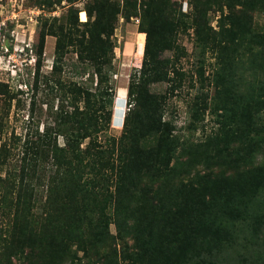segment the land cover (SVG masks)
Wrapping results in <instances>:
<instances>
[{
	"label": "trees",
	"instance_id": "16d2710c",
	"mask_svg": "<svg viewBox=\"0 0 264 264\" xmlns=\"http://www.w3.org/2000/svg\"><path fill=\"white\" fill-rule=\"evenodd\" d=\"M106 8L98 2L93 21L80 24V31H49L38 41L41 55L45 38L54 39L44 83L63 67L70 78L56 81L60 104L51 123L27 139L32 161L49 162V176L67 188L50 190L46 204L52 223L35 233L52 239L49 262L41 259L43 246L27 250L22 264H264V160L254 165L264 149V0H198L193 7L194 40L214 55L208 81L200 79L199 88H206L189 112L201 119L207 110L215 129L195 146L179 141L165 120V94L149 90L157 82L170 83L171 94L182 88L180 80L168 78L181 73L173 65L178 49L173 32L154 36L145 27L138 28L144 43L139 66L127 80L122 132L104 136L116 74L113 29L102 16ZM204 11L217 13L214 29L203 21ZM256 12L263 18L258 31L250 17ZM165 50L173 51L175 61L163 57ZM68 53L74 60L65 61ZM247 71L251 78L245 82ZM177 145L188 152L200 149L198 172L182 169L187 164L174 157ZM139 184H152L151 195L138 194ZM17 192H28V185L20 181ZM113 203L111 232L103 210ZM9 207L21 216L28 200L16 194ZM27 232L26 239L35 237Z\"/></svg>",
	"mask_w": 264,
	"mask_h": 264
},
{
	"label": "rangeland",
	"instance_id": "374dc122",
	"mask_svg": "<svg viewBox=\"0 0 264 264\" xmlns=\"http://www.w3.org/2000/svg\"><path fill=\"white\" fill-rule=\"evenodd\" d=\"M98 2L107 6L102 16L106 27L113 29L111 40L116 70L109 130L104 136L117 138L122 132L123 119L129 109L127 80L141 60L144 34L138 28L143 30L144 27L154 36H167L173 32L174 44L178 48L175 53L177 57L174 58L177 61L172 59V50H165L163 57L170 58V62L175 61L173 65L181 75L170 73L168 78L180 80L182 88L177 90L178 93L171 94L168 90L170 83L157 82L151 83L149 90L153 95L165 94L163 116L172 122L179 141H187L195 146L215 129L214 119L207 110L201 119L199 116L191 118L189 112L193 100L206 88H199L202 84L200 79L204 78L205 83L208 81L214 56L209 48L201 47L193 37V7L198 0H0V264H22L23 254L27 250L34 252L43 246L41 259L48 263L51 257L52 239L47 233H35L52 223L46 204L50 190L67 188V183L62 185L58 179L53 180L49 176V162L32 161L34 151L29 140L34 138L32 135L35 131L41 132L44 125L51 123L55 108L60 104L54 86L59 79L69 80L70 72L69 68L63 67L60 74L50 76L48 84L44 83L52 62V53L47 52V47H52L54 39L44 46L41 55L37 54L38 41L42 34L49 31L54 34L72 33L73 29L80 31V24L93 21ZM202 16L206 26L214 29L217 13L204 11ZM250 17L252 29L258 31L262 25V15L256 12L251 13ZM64 59L70 62L74 56L68 53ZM36 72L38 79L34 88ZM248 73L244 72L245 82L251 78ZM208 92L210 94L211 89ZM191 120L194 122L190 124L192 130L188 126ZM27 137H30L29 140ZM56 143L62 146L61 137H57ZM199 150L183 151L177 145L174 157L182 165L187 164L181 168L190 169L192 174L202 168L199 162L203 156ZM263 160L264 149L257 154L254 165ZM237 164L241 167L242 163ZM236 179L234 177L233 181ZM20 181L28 185V192H17ZM139 185L142 187H138L137 192L139 189L142 191L138 194L151 195L154 189L152 184ZM16 194L28 200L27 210L21 216L15 214L16 209L9 207L10 200ZM114 208L113 203L103 210L109 216L111 232L114 226L110 217ZM27 230H32L35 237L26 239ZM62 245L68 247L69 243L64 241ZM144 264L161 262L149 261Z\"/></svg>",
	"mask_w": 264,
	"mask_h": 264
},
{
	"label": "crops",
	"instance_id": "0c3cea01",
	"mask_svg": "<svg viewBox=\"0 0 264 264\" xmlns=\"http://www.w3.org/2000/svg\"><path fill=\"white\" fill-rule=\"evenodd\" d=\"M51 38V39H50ZM48 39V40H47ZM50 40H52V37H46V39H45V43H44V46L46 45V46H48V42L50 41ZM53 43H54V41L52 40V47L49 49L48 47H47V52L48 53H52V51H53Z\"/></svg>",
	"mask_w": 264,
	"mask_h": 264
}]
</instances>
